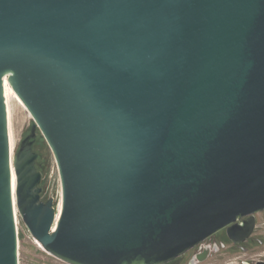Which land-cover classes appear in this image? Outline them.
I'll return each mask as SVG.
<instances>
[{"label": "water", "instance_id": "obj_1", "mask_svg": "<svg viewBox=\"0 0 264 264\" xmlns=\"http://www.w3.org/2000/svg\"><path fill=\"white\" fill-rule=\"evenodd\" d=\"M15 207L68 264H164L264 210V0H0V264Z\"/></svg>", "mask_w": 264, "mask_h": 264}, {"label": "flooded vegetation", "instance_id": "obj_2", "mask_svg": "<svg viewBox=\"0 0 264 264\" xmlns=\"http://www.w3.org/2000/svg\"><path fill=\"white\" fill-rule=\"evenodd\" d=\"M164 264H264V210L241 218Z\"/></svg>", "mask_w": 264, "mask_h": 264}, {"label": "rangeland", "instance_id": "obj_3", "mask_svg": "<svg viewBox=\"0 0 264 264\" xmlns=\"http://www.w3.org/2000/svg\"><path fill=\"white\" fill-rule=\"evenodd\" d=\"M12 100L13 116L12 129L14 133V153L19 149L20 142L31 131L34 123L32 116L28 113L26 108L18 100ZM44 136L37 129V135L34 138L33 151L38 154L36 165L38 170L42 173L41 187L43 191V199L47 200L50 197L55 200L61 197V183L55 158L50 147L47 144ZM17 231L19 234V264H68L61 259L53 256L47 252L37 240L27 231L22 218L18 215Z\"/></svg>", "mask_w": 264, "mask_h": 264}, {"label": "bare ground", "instance_id": "obj_4", "mask_svg": "<svg viewBox=\"0 0 264 264\" xmlns=\"http://www.w3.org/2000/svg\"><path fill=\"white\" fill-rule=\"evenodd\" d=\"M4 87H5V96H6V99L5 100L7 101V106H8V112L7 113L9 115V125L8 126H9V134H10L9 140L11 142V151L10 152L12 153V151H14V147H15L14 146V141L15 140L13 139L14 138V133H13V129H12V126H11L12 125V116H13V113H12L13 112V108H12V100L11 99L15 98L14 100H18L20 103H22V102L19 99H17L15 93L12 91L11 87H9V85L7 84V82H5ZM13 187L15 188V180L13 182ZM15 212H16V217L15 218H16V221L18 223V219L19 218H17L18 217V213H17L16 207H15Z\"/></svg>", "mask_w": 264, "mask_h": 264}]
</instances>
